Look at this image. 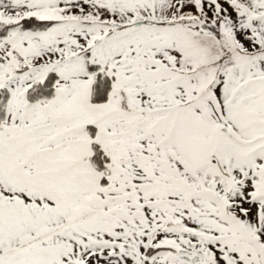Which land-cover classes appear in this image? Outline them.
<instances>
[{
  "label": "snow or ice",
  "instance_id": "6c2138e0",
  "mask_svg": "<svg viewBox=\"0 0 264 264\" xmlns=\"http://www.w3.org/2000/svg\"><path fill=\"white\" fill-rule=\"evenodd\" d=\"M0 264H264V0H0Z\"/></svg>",
  "mask_w": 264,
  "mask_h": 264
}]
</instances>
